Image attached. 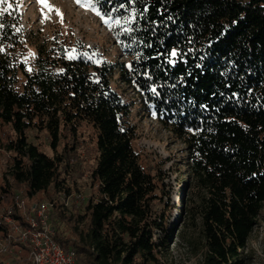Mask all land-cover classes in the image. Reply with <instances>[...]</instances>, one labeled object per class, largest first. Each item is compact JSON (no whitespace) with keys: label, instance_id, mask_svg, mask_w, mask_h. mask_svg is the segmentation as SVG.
Here are the masks:
<instances>
[{"label":"trees","instance_id":"1","mask_svg":"<svg viewBox=\"0 0 264 264\" xmlns=\"http://www.w3.org/2000/svg\"><path fill=\"white\" fill-rule=\"evenodd\" d=\"M9 1L0 15V146L13 158L0 178V212L12 206L25 223L17 194L28 205L56 200L55 238L76 250L78 264H164L158 232L166 227L155 209L161 168L135 149L130 104L112 86L118 71L186 145L180 215L200 220L201 264H249L245 249L264 209V0H135L124 9L129 0H100L102 12L117 9L114 18L135 13L118 30L128 58L118 62L100 60L61 31L34 61L25 59L26 38ZM83 122L97 131L92 194L65 209L61 195H71L67 174L76 158L68 153ZM31 129L48 132L55 154L29 142ZM9 230L0 218V233Z\"/></svg>","mask_w":264,"mask_h":264},{"label":"rangeland","instance_id":"2","mask_svg":"<svg viewBox=\"0 0 264 264\" xmlns=\"http://www.w3.org/2000/svg\"><path fill=\"white\" fill-rule=\"evenodd\" d=\"M9 1V0H8ZM19 14L23 35L26 38L27 53L25 59L34 61L38 55L40 45L52 42L54 35L61 31L73 37L86 47H91L101 59L110 62L127 60L119 45L118 30L125 28L130 23L109 24L104 22L102 16L89 7L93 0H11ZM10 2V1H9ZM59 10V13L56 11ZM129 21L133 19L129 16ZM112 86L120 93L123 100L130 104V120L136 127L137 138L134 141L135 149L144 157V161L153 167L157 164L161 168L159 181V199L156 202V212L162 216L166 229L158 232L164 236V247L160 253L164 264H201L204 236L200 220L192 221L186 212L180 215V207L187 197L182 194L186 188L185 174L189 171L187 165L186 145L168 131L161 122L141 103L139 96L133 88L124 83L118 71L112 78ZM97 131L89 123H81L77 142L74 150L68 154L76 155L72 162L67 181L71 187L70 208L74 202L80 204L92 194L91 172L98 159L96 144ZM29 142L38 145L49 155L55 154L50 144L49 134L44 129H31L28 131ZM71 145L72 143L69 142ZM66 140H61L58 151L63 153ZM66 157V156H65ZM12 154L0 146V178L9 169ZM191 190L195 188L194 179L191 180ZM194 197L195 194H189ZM83 202V203H84ZM191 203L187 204L189 207ZM245 253L249 264H264V209L260 215L259 223L252 232Z\"/></svg>","mask_w":264,"mask_h":264},{"label":"built area","instance_id":"3","mask_svg":"<svg viewBox=\"0 0 264 264\" xmlns=\"http://www.w3.org/2000/svg\"><path fill=\"white\" fill-rule=\"evenodd\" d=\"M65 209L70 208V195H61ZM15 203L25 217V223L13 218V207L3 209L0 218L10 225L0 233V264H78L75 249H66L55 238L52 212L56 200L44 199L28 205L21 194Z\"/></svg>","mask_w":264,"mask_h":264},{"label":"snow or ice","instance_id":"4","mask_svg":"<svg viewBox=\"0 0 264 264\" xmlns=\"http://www.w3.org/2000/svg\"><path fill=\"white\" fill-rule=\"evenodd\" d=\"M43 2V0H42ZM77 2L79 3L80 0H77ZM135 0H129L128 4H121L119 5V8L121 9H124L126 7H130L131 3H134ZM7 5V7L5 8H0V15H3L4 12H6L8 10V8H11L12 7V4L11 3H8V0H0V5ZM99 5V6H98ZM89 7H91L98 16H102V18L104 19V22L106 24H109V27H112V24L109 23V20H112V22L114 24H120L121 23V20L120 19H113L110 15V13L112 11H116L117 9L116 8H113V9H109L108 11H105V12H102V8H103V5L101 4L100 0H95V3H89L88 5ZM58 13H59V10H56ZM121 15L123 16V13H121ZM131 16L134 18L135 17V13L133 12L131 14ZM123 22L124 23H129V18L128 17H123ZM17 31H19V29H17ZM125 31H131V29H125ZM119 35V33L117 34ZM87 55V54H85ZM178 55V53L173 49L170 51V56L171 57H176ZM71 58V57H70ZM170 62H173V61H170ZM153 92H155L156 90L155 89H152Z\"/></svg>","mask_w":264,"mask_h":264}]
</instances>
